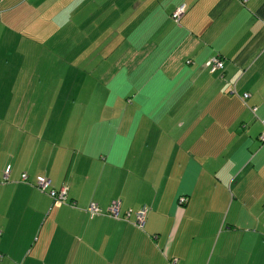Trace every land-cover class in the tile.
Segmentation results:
<instances>
[{
    "label": "crops",
    "instance_id": "obj_1",
    "mask_svg": "<svg viewBox=\"0 0 264 264\" xmlns=\"http://www.w3.org/2000/svg\"><path fill=\"white\" fill-rule=\"evenodd\" d=\"M260 136L264 0H0V264H264Z\"/></svg>",
    "mask_w": 264,
    "mask_h": 264
},
{
    "label": "built area",
    "instance_id": "obj_2",
    "mask_svg": "<svg viewBox=\"0 0 264 264\" xmlns=\"http://www.w3.org/2000/svg\"><path fill=\"white\" fill-rule=\"evenodd\" d=\"M241 4H244L247 0H237ZM183 8L179 7L177 8L172 14H171V19L177 23L180 17L183 14ZM207 65L210 67L211 70H221L222 69V62L217 58L213 57L208 60ZM247 95H243V99H245ZM260 141H264V136L259 137ZM7 172L8 169L5 170L3 173L1 183H4L7 181ZM20 181L25 182L26 177L24 174L20 175ZM34 186L39 192H45L47 193L48 197L50 198L52 205L54 206H59L65 202L66 199V189L65 188H60L58 190H54L50 187V183L48 180L44 178H37L35 179ZM186 199L184 197H180L178 199V206H181L185 203ZM118 211H119V203L118 202H113L109 205V207L106 209V211L103 213L104 215L112 218V219H123V220H128L130 216V212H127L123 215L122 218H119L118 216ZM86 213L89 214L90 216H98L102 215L101 211L94 205L90 204L87 209ZM145 213L146 210L140 209L137 212H135L134 219H133V225L137 228H141L143 226L144 218H145Z\"/></svg>",
    "mask_w": 264,
    "mask_h": 264
}]
</instances>
